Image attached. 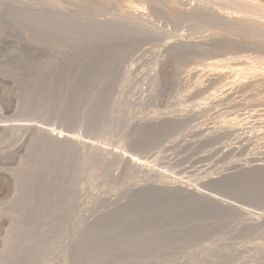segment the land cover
<instances>
[{"label":"rangeland","instance_id":"1","mask_svg":"<svg viewBox=\"0 0 264 264\" xmlns=\"http://www.w3.org/2000/svg\"><path fill=\"white\" fill-rule=\"evenodd\" d=\"M244 1L0 0V264H264Z\"/></svg>","mask_w":264,"mask_h":264},{"label":"bare ground","instance_id":"2","mask_svg":"<svg viewBox=\"0 0 264 264\" xmlns=\"http://www.w3.org/2000/svg\"><path fill=\"white\" fill-rule=\"evenodd\" d=\"M241 1H242V0H240V2H241ZM243 1H244V0H243ZM247 1H248V2H246V1H244V2L247 3L248 8H247L246 6H245V7H246L247 9L244 8V7H242V8H244V9H246V10L249 9V5H250V0H247ZM255 1H256V0H255ZM193 2H194V1H193ZM202 2H203V1H202ZM237 2H238V1H237ZM210 3H211V2H210ZM233 3H235V2H233ZM245 3H244V4H245ZM251 3H253L252 0H251ZM258 3H260V1H259ZM188 4H189V3H188ZM198 4H199V1H198ZM248 4H249V5H248ZM254 4H256V3L254 2ZM261 4L263 5V7H260V9H261V13H262V10L264 9V3H261ZM261 4H260V5H261ZM202 5H206V6H207V4H205V3L202 4ZM202 5H201V7H202ZM209 5H210V4H209ZM213 5H214V4H213ZM230 5H232V4L230 3ZM252 5H253V4H252ZM257 5H258V4H257ZM257 5H256V6H257ZM262 5H261V6H262ZM191 6H192V5H191ZM195 6H197V5H196V2H195ZM226 6H227V5H226ZM232 6H233V5H232ZM237 6H240V5H237ZM256 6H255V7H256ZM197 7L200 8V5H198ZM203 7H204V6H203ZM203 7H202V8H203ZM208 7H209V6H208ZM215 7H216V6H215ZM215 7H214V8H215ZM258 7H259V6H258ZM187 8H188V7H187ZM222 8H223V7H222ZM225 8H226V7H225ZM234 8H235V7H234ZM234 8H231V9H234ZM251 8H252V7H251ZM253 8H254V7H253ZM262 8H263V9H262ZM207 9L210 10V8H207ZM217 9H220V8H217ZM228 9H230V8H228ZM236 9H237V8H236ZM254 9H255V8H254ZM191 10H192V9H191ZM221 10H222V9H221ZM187 11H188V10H187ZM193 11H194V10H193ZM205 11H206V10H205ZM218 11H219V10H218ZM223 11H224V10H223ZM225 11H226V10H225ZM235 11H236V10H235ZM237 11H238V10H237ZM243 11H244V10H243ZM259 11H260V10H259ZM259 11H257V12H259ZM195 12H196V11H195ZM229 12H231V11L229 10ZM263 12H264V11H263ZM189 13H190V11H189ZM191 13H193V12L191 11ZM203 13H204V12H203ZM213 13H214V12H213ZM216 13H217V12H216ZM216 13H214V14L216 15ZM218 13H219V12H218ZM218 13H217V14H218ZM234 13H235V12H234ZM236 13H237V12H236ZM243 13H244V12H243ZM195 14H196V13H195ZM214 14H213V16H214ZM223 14H224V17H225V16H228V15H230V14H233V10H232V13H230V14H229V13H228V14H227V13H223ZM245 14H246V13H245ZM259 14H260V13H257V15H259ZM235 15H236V14H235ZM238 15H239V14H238ZM250 15H251V14H250ZM252 15L254 16L255 13L252 14ZM260 15H261V14H260ZM260 15H259V16H260ZM186 16H187V15H186ZM221 16H222V14H221ZM245 16H246V18H247V14H246ZM253 16H252V17H253ZM255 16H256V15H255ZM255 16H254V17H255ZM230 17H231V16H230ZM234 17H236V16H234ZM238 17H239V16H237V18H238ZM262 17H263V16H262ZM194 18H195V17H194ZM225 18H226V17H225ZM225 18H224V19H225ZM243 18H244V17H243ZM246 18H245V19H246ZM257 18H259V17H257ZM260 18H261V16H260ZM245 19H244V20H245ZM247 19L250 20V19H252V18H247ZM262 19H263V18H262ZM239 20H240V19H239ZM227 22H228V21H227ZM247 22H248V21H247ZM256 22H257V21H256ZM261 22H264V21H261ZM243 24H244V23H243ZM250 24H251V23H250ZM254 24H255L256 26H259V25L256 24V23H254ZM255 25H254V27H255ZM260 25H261V24H260ZM232 26H233V25H232ZM239 26H240V25H239ZM243 26H244V25H243ZM250 26H251V25H250ZM219 27H220V26H219ZM233 27H234V26H233ZM240 27H241V26H240ZM244 27H246V26H244ZM248 27H249V26H248ZM259 27H262V28H263V26H259ZM259 27H258V28H259ZM249 28L252 29L251 27H249ZM239 29H240V28H239ZM259 29H261V28H259ZM259 29H258L257 31H259ZM263 29H264V28H263ZM230 30H231V29H230ZM243 30H244V29H243ZM257 31H256V32H257ZM248 32H249V30H248ZM251 32H254V31H251ZM257 33H258V32H257ZM232 34H233V33H232ZM246 34H247V33H246ZM255 34H256V33H255ZM243 36H244V35H243ZM249 36H250V35H249ZM254 36H255V35H254ZM256 36H258V35H256ZM247 37H248V36H247ZM259 37H260V36H259ZM262 37H263V36H262ZM257 38H258V37H257ZM209 64H212V63H209ZM213 64H214V63H213ZM204 65H205V64H204ZM204 65H203V66H204ZM216 65H217V64H216ZM218 65H219V64H218ZM201 66H202V65H201ZM207 66H210V65H206V68H207ZM213 66H214V65H213ZM204 67H205V66H204ZM206 68H205V69H206ZM18 126H19V125H18ZM19 127H20V126H19ZM44 130L52 131V129H50V128H44Z\"/></svg>","mask_w":264,"mask_h":264}]
</instances>
